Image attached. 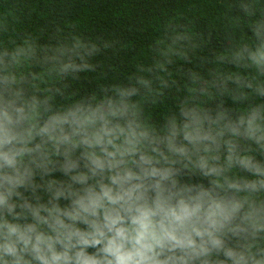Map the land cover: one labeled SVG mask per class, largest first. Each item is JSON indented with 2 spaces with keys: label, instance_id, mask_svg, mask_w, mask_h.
Returning a JSON list of instances; mask_svg holds the SVG:
<instances>
[{
  "label": "clouds",
  "instance_id": "clouds-1",
  "mask_svg": "<svg viewBox=\"0 0 264 264\" xmlns=\"http://www.w3.org/2000/svg\"><path fill=\"white\" fill-rule=\"evenodd\" d=\"M228 7L139 60L0 14V264H264V0Z\"/></svg>",
  "mask_w": 264,
  "mask_h": 264
},
{
  "label": "trees",
  "instance_id": "trees-1",
  "mask_svg": "<svg viewBox=\"0 0 264 264\" xmlns=\"http://www.w3.org/2000/svg\"><path fill=\"white\" fill-rule=\"evenodd\" d=\"M230 0H0V14L9 13L18 28L41 30L76 25L81 32L126 43L122 60L146 56L157 26L175 14L193 18L194 27L221 30ZM214 45L216 42H213ZM129 49H131L129 51ZM111 55V53L109 54ZM118 63V59H113ZM122 71H129L127 64ZM226 103L231 106L230 101Z\"/></svg>",
  "mask_w": 264,
  "mask_h": 264
}]
</instances>
